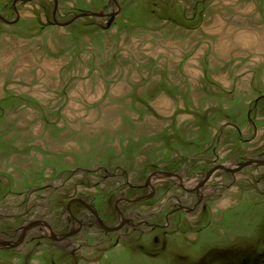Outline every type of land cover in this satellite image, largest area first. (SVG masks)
Wrapping results in <instances>:
<instances>
[{
	"label": "rangeland",
	"instance_id": "obj_1",
	"mask_svg": "<svg viewBox=\"0 0 264 264\" xmlns=\"http://www.w3.org/2000/svg\"><path fill=\"white\" fill-rule=\"evenodd\" d=\"M249 159L264 0H0V241L31 225L0 264H264V165L220 169ZM146 182L147 225L66 211L114 226Z\"/></svg>",
	"mask_w": 264,
	"mask_h": 264
},
{
	"label": "flooded vegetation",
	"instance_id": "obj_2",
	"mask_svg": "<svg viewBox=\"0 0 264 264\" xmlns=\"http://www.w3.org/2000/svg\"><path fill=\"white\" fill-rule=\"evenodd\" d=\"M144 186L146 188H148V190H149V192L146 193V194L139 195V196L135 197L134 199H127V198H119V199H117V201L114 203L113 210L116 213V215L118 216L119 222H118V224H116L114 226H109V225L105 224L103 219L100 217L99 212L96 210V208L93 205H90L87 202H85L83 199H80V201H75L73 203L74 204L77 203V204L83 206L87 210V212L95 219L96 225H98L106 233L116 232V231L120 230L121 228H123L127 224L128 225H132V226H135V225H141V226L142 225H147L148 222L147 221L145 222V220H142L141 222H138L136 224V222H134L132 218L126 217L124 211H123L124 214L122 213V211L120 209V206H119V204L121 202L134 203V202H140L142 200L150 199V198L154 197L155 196V191L153 190L152 185L149 182H146ZM180 209H184V207L176 208V209L172 210L171 213H173V212H175L177 210H180ZM66 211H67L68 215L70 216V218H71V220L73 221L74 224L79 223V220L77 219V217L74 216V214L71 212L70 208H69V210H68V208H66ZM39 223L47 228L49 237L51 239H53V240H61V239L66 238V237H68L70 235L77 234L80 231V227H81V224H79L77 226V228H72L67 233H65V234H69L70 233L69 235H67L65 237H63V236L56 237L53 229L51 228V226L49 224H47V223H45L43 221H40ZM14 247H16V246H14Z\"/></svg>",
	"mask_w": 264,
	"mask_h": 264
},
{
	"label": "water",
	"instance_id": "obj_3",
	"mask_svg": "<svg viewBox=\"0 0 264 264\" xmlns=\"http://www.w3.org/2000/svg\"><path fill=\"white\" fill-rule=\"evenodd\" d=\"M113 16L114 15H111L110 22L112 21ZM249 165H264V159H258V160H256V159H249V160L240 162L239 164H237V166L235 168H225V167H221L220 169H222L224 171H228V172L234 173V172L238 171L239 169H241L242 167L249 166ZM208 176H209L208 174L205 176L203 182L200 183V186L204 183V181L207 179ZM72 201L73 200H70L69 204L67 205L68 210H69V206L72 203ZM76 201H80V199H76ZM30 226L31 225L26 226L24 228V230H23L24 232L20 235V237H19V239H18V241L16 243L10 244V243L5 242V241H0V245H2L3 247H6V248L17 246L22 241L25 232L30 228ZM69 234H65L63 237H65V236H67Z\"/></svg>",
	"mask_w": 264,
	"mask_h": 264
},
{
	"label": "bare ground",
	"instance_id": "obj_4",
	"mask_svg": "<svg viewBox=\"0 0 264 264\" xmlns=\"http://www.w3.org/2000/svg\"><path fill=\"white\" fill-rule=\"evenodd\" d=\"M76 200H73L72 202H75Z\"/></svg>",
	"mask_w": 264,
	"mask_h": 264
}]
</instances>
